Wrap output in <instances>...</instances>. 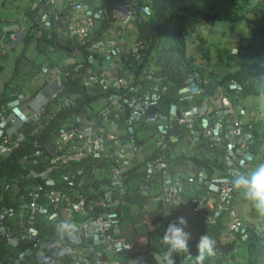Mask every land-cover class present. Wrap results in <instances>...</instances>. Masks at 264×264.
<instances>
[{"label": "clouds", "instance_id": "1", "mask_svg": "<svg viewBox=\"0 0 264 264\" xmlns=\"http://www.w3.org/2000/svg\"><path fill=\"white\" fill-rule=\"evenodd\" d=\"M13 1L0 264H264V0Z\"/></svg>", "mask_w": 264, "mask_h": 264}, {"label": "trees", "instance_id": "2", "mask_svg": "<svg viewBox=\"0 0 264 264\" xmlns=\"http://www.w3.org/2000/svg\"><path fill=\"white\" fill-rule=\"evenodd\" d=\"M251 29L254 31L251 35L256 36V37H259V38H261V37L264 36V30L262 29V27L260 25L255 24V25H253L251 27ZM75 47H78V45L76 43H74L73 41H68V48H69V50L71 48H75ZM74 54H77V53H74ZM62 57H66V62L67 63L70 62L72 65H74L77 62L75 60V58L70 55V52H62ZM52 63L55 64L56 63V60H53Z\"/></svg>", "mask_w": 264, "mask_h": 264}, {"label": "rangeland", "instance_id": "3", "mask_svg": "<svg viewBox=\"0 0 264 264\" xmlns=\"http://www.w3.org/2000/svg\"><path fill=\"white\" fill-rule=\"evenodd\" d=\"M25 1L26 0H18V1H13V3L19 2L20 5H23V4H25ZM6 7H7V4H6ZM2 13L4 14V11Z\"/></svg>", "mask_w": 264, "mask_h": 264}]
</instances>
